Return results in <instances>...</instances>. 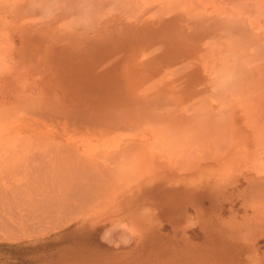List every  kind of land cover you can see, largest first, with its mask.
<instances>
[{
  "label": "rangeland",
  "instance_id": "374dc122",
  "mask_svg": "<svg viewBox=\"0 0 264 264\" xmlns=\"http://www.w3.org/2000/svg\"><path fill=\"white\" fill-rule=\"evenodd\" d=\"M0 192V264H264V0H0Z\"/></svg>",
  "mask_w": 264,
  "mask_h": 264
},
{
  "label": "bare ground",
  "instance_id": "6f19581e",
  "mask_svg": "<svg viewBox=\"0 0 264 264\" xmlns=\"http://www.w3.org/2000/svg\"><path fill=\"white\" fill-rule=\"evenodd\" d=\"M189 9H190V8H189ZM195 11H196V10H195ZM197 11H198V10H197ZM185 12H186V11H185ZM187 13H189V12H187ZM187 13H186V15H187ZM196 13H197V12H196ZM201 14H202V13H201ZM186 15H185V16H186ZM189 15H190V14H189ZM189 15H188V16H189ZM179 16H183V15H179ZM195 16H196V15H195ZM197 16H198V15H197ZM197 16H196V17H197ZM204 16H205V13H204ZM198 17H200V16H198ZM198 17H197V18H198ZM202 17H203V16H202ZM207 17H209V15H207ZM207 17H205V18H207ZM190 18H192V17H190ZM200 18H201V17H200ZM211 18H213V17H211ZM203 19H204V17H203ZM240 19H241V18H240ZM180 20H181V19H180ZM199 20H200V19H199ZM199 20H198V21H199ZM204 20H208V18H207V19H204ZM193 21H194V20H193ZM195 21H196V23H197L196 18H195ZM201 21H202V20H201ZM201 21H200V23H201ZM210 21H212V20H210ZM214 21H216V20H214ZM214 21H213L212 24H214ZM203 23H204V22H203ZM210 24H211V23H210ZM210 24H209V22H208V25H210ZM218 25H222V23L219 24V21H218ZM249 27H250V26H249ZM250 28H251V27H250ZM238 29H241V28H238ZM196 30H197V29H196ZM200 30H202V29H199V31H200ZM241 30H242V29H241ZM251 30H253V28H251ZM253 33L255 34V31H254ZM256 39H257V37H256ZM258 39H259V38H258ZM258 42H259V41H257V43H258ZM254 43H255V41H254ZM178 51H179V50H178ZM174 54L177 55L178 53H174ZM175 55H174V56H175ZM177 56H178V55H177ZM174 60H175V59H174ZM175 67H176V66H175ZM173 69H174V68H173ZM176 73H177V72H176ZM160 104L162 105V103H160ZM38 141H39V140H38ZM42 143H43V142H42ZM40 144H41V143H40ZM48 146H49V145H48ZM65 146H66V145H65ZM65 146H63V145L60 144V143H58V144H54V148L57 147V148H55V149H58V150H59V148L61 149L62 147L65 148ZM50 147H51V145H50ZM39 148H40V146L38 147V149H39ZM42 148H43V147H42ZM46 149L48 150V147H47ZM49 149H50V148H49ZM62 149H63V148H62ZM33 150H34V149H33ZM52 150H53V149H52ZM52 150H48L49 152L46 151V152L48 153V155H49L50 153H51L52 156L54 155V154H52V152H51ZM63 150H64V149H63ZM66 150H68V148H66ZM66 150H64V151L67 152ZM73 150H74V149H73ZM54 151H55V150H53V152H54ZM56 151H57V150H56ZM68 151H69V150H68ZM37 152H39V151H37ZM37 152H36V153H37ZM46 152H45V150H44V153H45V154H47ZM61 152H62V151H61ZM61 152H59V155H60ZM71 152H72V151H71ZM76 152H77V151H76ZM34 153H35V152H34ZM34 153H33V154H34ZM39 153H40V152H39ZM39 153H38V154H39ZM67 153H68V152H67ZM74 153H75V152H74ZM68 154H69V153H68ZM31 155H32V154H31ZM39 155H40V154H39ZM43 155H44V154H42V157H45V155H44V156H43ZM61 155H62V156H61V158H62V157H65L67 154H65L64 156H63V154H61ZM70 155H71V154H70ZM75 155H77V154L75 153ZM40 156H41V155H40ZM46 156H47V155H46ZM27 157H29V155H28ZM77 157H78V156H77ZM79 157H80V156H79ZM15 158H16V157H15ZM29 158H30V157H29ZM29 158H28L27 160H29ZM32 158H33V156L31 157V159H32ZM40 158H41V157H40ZM53 158H54V157H53ZM53 158L50 157V160L53 159ZM58 158H59V157H58ZM73 158H74V155H73ZM24 159H25V158H24ZM47 159H48V156H47L46 160H47ZM55 159H56V157L53 159V161H54ZM66 159H68V157H65V159H63V162H64V163H65L66 161H68V160H66ZM69 159H71V158H69ZM75 159H76V158H74L73 160H74L75 162H77ZM79 159H80V158H79ZM25 160H26V159H25ZM46 160H45V161L43 160V161L46 162ZM56 160H57V162L60 161V160H58V159H56ZM77 160H78V159H77ZM81 160H82V159H81ZM83 160H84V159H83ZM29 161H30V160H29ZM41 161H42V160H41ZM79 161H80V160H79ZM48 162H49V163H48ZM55 162H56V161H55ZM68 162H69V161H68ZM10 163H11V161H10ZM24 163H25V161H24ZM24 163H23V164H24ZM26 163H28V162L26 161ZM35 163H36V162H35ZM35 163H34V164H35ZM39 163H40V162H39ZM60 163H61V161H60ZM66 163H67V162H66ZM78 163H79V162H78ZM78 163H76V164H78ZM84 163H85V162H84ZM21 164H22L21 162H20V164H18L19 167L21 166ZM23 164H22V165H23ZM46 164H47V165L49 164V165L51 166L52 163L48 160ZM46 164H42V166H43V165H46ZM53 164H54V163H53ZM53 164H52V165H53ZM56 164H57V163H56ZM73 164H74V162H73ZM79 164H80V163H79ZM85 164H86V163H85ZM85 164H84V165H85ZM26 165H27V164H26ZM26 165H25V166H26ZM35 165H38V164H35ZM47 165H46V168H45V167H44V168H39V166H37V168H38V172H39V171H41V172H47V171H48ZM66 165H69V164H66ZM74 165H75V164H74ZM16 166H17V164H16ZM25 166L23 167V170H22V167H20V168H18L17 170H15V169H14V170H11L9 173L11 174L12 171H14V172L17 171V175H18L19 169H20V171H21V170L24 171ZM58 166L60 167L61 165L59 164ZM70 166L72 167V165H70ZM77 166H78V165H77ZM27 167H28V166H27ZM51 167H53V169L51 170V171H53V170L55 169V168H54L55 166L53 165V166H51ZM51 167H49V169H51ZM63 167H65L64 164H63ZM63 167H62V168H63ZM67 167H69V166H67ZM80 167H82V166H80ZM83 167H84L83 169H85V168H87V165H86V167H85V166H83ZM60 168H61V167H60ZM65 168H66V167H65ZM65 168H64V170L62 169V170L64 171V173H65V170H66ZM76 168H77V167H76ZM30 169H31V168H30ZM57 169H58V171L60 170L59 168L56 167V169H55L56 172H58ZM72 169H75V168L72 167ZM77 169H78V168H77ZM77 169H76V170H77ZM81 169H82V168H81ZM89 169H90V168H89ZM28 170H29V169L26 168V171H28ZM34 170H35V169H34ZM85 170H86V169H85ZM29 171H30V170H29ZM29 171H28V172H29ZM51 171H50V173H51ZM63 171H61V172H62L61 174H63ZM68 171H69V168H67L66 172H68ZM70 171H71V170H70ZM74 171H75V170H74ZM77 171H78V170H77ZM79 171H80V169H79ZM82 171H83V170H82ZM82 171H81V173L85 172V171H83V172H82ZM14 172H12V173H14ZM36 172H37V169L35 170V173H33V172H32V173H33L35 176H37L36 174H37L38 172H37V173H36ZM71 172H72V171H71ZM5 173H6V172H5ZM19 173H20V172H19ZM22 173H24V174H26V175L28 174L27 172L25 173V171L22 172ZM29 173H31V172H29ZM52 173H53V172H52ZM68 173H69V172H68ZM76 173H77V172H76ZM78 173H79V172H78ZM3 174H4V173H3ZM15 174H16V173H15ZM40 174H41V173H40ZM59 174H60V172H59ZM59 174H58V176L55 175V178H56V177H59V179H60V182L57 184V185H58V188H57L56 185H55L56 183H55V182H52V180H51L52 177H50L51 182H48L49 184H47L46 187H48V190H49V188H51V190L53 189V192H51V190H50V191H47V192H44V196H45V198L42 197L44 200L41 199L42 194H41V196H40L39 194H38V196H37V193H35V191H34V193L36 194V196H35L36 200H35V198L33 199L34 201H32V199H31V201L29 200V198H31V197H32V194H34V193H31V197H30L28 191H27L28 194H26V195H28V196H27V197H28V200L25 199V198H26V195H24V194L22 193L23 190L25 189V188H24L25 184L23 183V189L21 188V189H22V191H21L22 196H21V194H19V197L21 196L22 199H23V196H25V197H24L23 200L20 199V198H19V199H20V201H21V202H20V206H22V209H23V206H24V209H25V210L27 209V211H26L25 214H23V213L21 214L22 217L26 218V220H27V216L30 217V216H32L35 212H36V213H39V212H41V211H42V213H43V211H48V213H50V214L52 215V212L54 213V211L56 212V210H62V211H64L67 207L71 206V203H72V202H71V198H72L73 196H75V195H73V194H76V193H78V192H81V189L84 187V185H82V184H80V183H82L84 180H86L87 177H86V175H85L86 178H85L83 181L81 180L82 182H81V181L79 182V179H80L81 177H80V178H79V177H76V176H75V175H76L75 173H72V174H75V175H74L75 178H74L70 173H69L70 176H69V174L67 175L66 173H65V174H66L67 176H65V175L59 176ZM79 174H80V173H79ZM79 174H78V175H79ZM6 175H7V173H6ZM17 175H16V176H17ZM22 175H23V174H22ZM28 175H29V174H28ZM34 175H33V177H35ZM47 175H48V174H47ZM49 175H50V174H49ZM78 175H77V176H78ZM87 175H88V174H87ZM23 176H24V175H23ZM41 176H42V175H41ZM41 176H38L37 178L42 179L43 177L41 178ZM51 176H53V175H51ZM83 176H84V175H83ZM83 176H82V177H83ZM88 176H90V175H88ZM24 177H25V176H24ZM24 177H23V178H24ZM28 177H30V176H28ZM31 177H32V174H31ZM45 177H46V174H45ZM72 177H73L74 179H71ZM2 178H3V177H2ZM13 178H14V177H13ZM55 178H53V179H55ZM68 178L71 179V180H69ZM77 178H78V179H77ZM91 178H92V176H91ZM93 178H94V177H93ZM6 179H7V178H6ZM43 179H44V178H43ZM45 179L47 180V179H48V176H47V178H45ZM45 179H44V180H45ZM57 179H58V178H57ZM75 179H77V180H75ZM82 179H83V178H82ZM88 179H90V178L88 177ZM7 180H8V179H7ZM27 180H28V179H27ZM44 180H43V181H44ZM35 181H36V179H35ZM47 181H48V180H47ZM53 181H55V180H53ZM56 181H57V180H56ZM58 181H59V180H58ZM10 182H11V181H10ZM26 182H27V181H26ZM32 182H33V181H32ZM38 182H40V181H38ZM38 182L36 181L35 188H36V186H38V187L40 186ZM86 182H87V181H86ZM27 184H30V183H27ZM42 184H43V183H42ZM45 184H46V181H45ZM84 184H85V182H84ZM87 184H88V183H87ZM13 185H15V184L13 183ZM13 185H12V186H13ZM1 186H2V185H1ZM10 186H11V185H10ZM18 186H19V185H18ZM33 186H34V185H33ZM41 186H42V185H41ZM59 186H60V187H59ZM13 187H16V186H13ZM21 187H22V183H21ZM25 187H26V186H25ZM55 187H56L57 190L59 191V193H58L59 196H56V195H55V194H57V192L54 193V190L56 189ZM1 188H2V187H1ZM6 188H7V187H6ZM6 188H3V189L6 190ZM16 188H17V187H16ZM16 188H15V189H16ZM26 188H27V187H26ZM29 188H30V187H29ZM29 188H28V190H29ZM59 188H60V189H59ZM86 188H87V187H86ZM7 189H8V191H9L10 187L7 188ZM37 189H38V188H37ZM39 189H40V188H39ZM5 190H3V192H5ZM11 190H12V188H11ZM26 190H27V189H26ZM31 190H32V189H31ZM34 190H35V189H34ZM40 190H41V189H40ZM42 190H45V189L43 188ZM46 190H47V189H46ZM46 190H45V191H46ZM72 190H73V191H72ZM77 190H78V191H77ZM6 191H7V190H6ZM16 191H17V189L14 190L15 193L12 192L11 195L18 194V193H16ZM19 191H20V189L18 190V192H19ZM71 191H72L73 193H72ZM88 191H89V190H88ZM3 192H0V194L3 195ZM9 192H10V191H9ZM25 192H26V191H25ZM25 192H24V193H25ZM36 192H37V191H36ZM38 192H39V191H38ZM42 192H43V191H42ZM86 192H87V191H86ZM5 193H6V192H5ZM10 193H11V192H10ZM40 193H41V191H40ZM45 193H46V194H45ZM58 194H57V195H58ZM79 194H80V193H79ZM7 195H8V193H7ZM72 195H73V196H72ZM76 195H77V194H76ZM8 196H9V195H8ZM15 196H18V195H15ZM15 196H14V198H15ZM39 196H40V198H39ZM71 196H72V197H71ZM5 197H7L6 194H5ZM37 197H38V199H37ZM46 197H47V198H46ZM75 197H76V196H75ZM75 197H74V198H75ZM16 198H18V197H16ZM16 198H15V199H16ZM0 199H1V200H5V199H2L1 196H0ZM7 199H8V201H10L9 198H7ZM19 199H18V200L16 199V200H14V201L12 202V204H13L14 206H17L16 209H15L16 212H15V214L13 213V215H18V213L23 212V211H21V212H18V211H17V209L21 208V207H19V205H16V203H17V204L19 203ZM72 199H73V198H72ZM69 200H70V201H69ZM8 201H7V204H9ZM11 201H12V200H11ZM15 201H17V202H15ZM0 202H1V201H0ZM2 202H4V201H2ZM14 202H15V204H14ZM23 202H24V203H23ZM26 202H27V203H26ZM4 203H5V202H4ZM4 203H2V206H1V207H3ZM22 203H23L24 205H23ZM7 204H6V205H7ZM21 204H22V205H21ZM6 205H5V206H6ZM5 206H4L3 208H5ZM10 206H11V204H10ZM25 206H26V208H25ZM27 206H28V207H27ZM3 208H2V209H3ZM7 208L9 209V206H8ZM7 208H6V209H7ZM6 209H5V211H6ZM10 209L12 210V209H14V208L11 206ZM24 209H23V210H24ZM19 211H20V209H19ZM29 211H31L30 213H32V212H33V213H32V214L29 213V215H28L27 213H28ZM50 211H52V212H50ZM0 212H1V210H0ZM3 212H4V211H3ZM3 212H2V214H3ZM17 212H18V213H17ZM24 212H25V211H24ZM5 213H6V212H4V214H5ZM16 213H17V214H16ZM42 213H41V216H42ZM9 214H10V212H9ZM13 215H12V216H13ZM26 215H27V216H26ZM43 215H44V214H43ZM45 215H46V216H47V215H48V216H51V215H49V214H46V212H45ZM45 215H44V216H45ZM1 216H2V215H1ZM6 216H7V213H6ZM6 216H5V217H6ZM8 216H9V215H8ZM12 216H10V218H12ZM19 216H20V214H19ZM38 216H40V213H39V215H36V214L33 215V217H30V219L32 218V219L34 220V219H36ZM44 216H43V217H44ZM2 217H4V216H2ZM2 217H1V218H2ZM17 217H18V216H17ZM17 217L15 216V218L18 220L19 218H17ZM22 217H21V218H22ZM29 217H28V218H29ZM43 217H40V218L44 220L45 217H44V218H43ZM8 218H9V217H8ZM49 218H50V217H49ZM6 219H7V218H6ZM6 219H5V221H6ZM30 219H28V220H30ZM13 220H14V217H13ZM17 220H15V221L17 222ZM23 220L26 221L25 219H23ZM33 220H32V221H33ZM37 220H39V219H37ZM43 220H42V221H43ZM2 221H4V220H2ZM7 221H8V220H7ZM11 221H12V220H11ZM21 221H22V220H20V222H21ZM30 221H31V220H30ZM34 221H35V220H34ZM27 222H28V221H27ZM37 222H39V221H37ZM0 223H3V222H0ZM6 223H7V222H6ZM9 223H10V222H9ZM7 225H8V224H7ZM8 226H9V225H8Z\"/></svg>",
  "mask_w": 264,
  "mask_h": 264
},
{
  "label": "crops",
  "instance_id": "0c3cea01",
  "mask_svg": "<svg viewBox=\"0 0 264 264\" xmlns=\"http://www.w3.org/2000/svg\"><path fill=\"white\" fill-rule=\"evenodd\" d=\"M49 232V231H48ZM48 232H46V233H48ZM97 237V236H96ZM98 238V237H97ZM99 241L102 243L103 242V238H102V236L100 235V237H99Z\"/></svg>",
  "mask_w": 264,
  "mask_h": 264
}]
</instances>
